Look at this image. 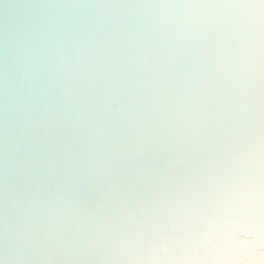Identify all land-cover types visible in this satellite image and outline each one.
<instances>
[{
    "label": "snow or ice",
    "instance_id": "obj_1",
    "mask_svg": "<svg viewBox=\"0 0 264 264\" xmlns=\"http://www.w3.org/2000/svg\"><path fill=\"white\" fill-rule=\"evenodd\" d=\"M83 7L3 5L0 239L23 254L72 232L54 249L87 259L115 254L113 225L162 224L187 264H264V24L211 5L177 39H141ZM117 63L134 105L98 127L88 85Z\"/></svg>",
    "mask_w": 264,
    "mask_h": 264
},
{
    "label": "bare ground",
    "instance_id": "obj_2",
    "mask_svg": "<svg viewBox=\"0 0 264 264\" xmlns=\"http://www.w3.org/2000/svg\"><path fill=\"white\" fill-rule=\"evenodd\" d=\"M192 2L207 6H230L238 5L240 0H0V23L4 3H50V4H72V5H92L93 14L104 13L111 21L119 26L126 34L134 37L146 39L148 37L160 39L154 29L146 26L142 14L148 6L156 4ZM207 11L209 9L207 8ZM230 10L225 9L227 14ZM226 21V16L212 25L211 31L218 26H222ZM195 39V37H192ZM171 41V40H169ZM129 69L122 64H114L109 70L99 74L89 85L88 92L90 104L97 110L113 114L119 117L130 113L135 97L132 95L131 85L120 84L117 81L128 79ZM152 73L148 70L135 73L138 79H148ZM166 228L164 225H154L145 228L143 231L136 227H123L119 235H113L106 241V245L116 255L127 257L143 258L146 260L165 259L173 264H187L182 250L178 246H171L165 239ZM83 241L89 244L98 243L102 237L95 231H89L83 236ZM2 240V239H0ZM42 241L52 246L57 243L62 246H70L75 241L74 233L62 231L53 239H47V233H42Z\"/></svg>",
    "mask_w": 264,
    "mask_h": 264
},
{
    "label": "clouds",
    "instance_id": "obj_3",
    "mask_svg": "<svg viewBox=\"0 0 264 264\" xmlns=\"http://www.w3.org/2000/svg\"><path fill=\"white\" fill-rule=\"evenodd\" d=\"M239 6H244L246 11L250 10L254 15L251 18L245 17L241 21V27L249 29L258 38L261 25L264 24V0H240ZM84 6L82 11L85 14H93L92 5ZM207 15V7L192 2L156 4L148 6L142 14L146 26L154 29L161 40H174L178 38V27H190L197 19H203ZM257 66L260 63V55L257 53ZM124 85H131V74L128 79L117 81ZM88 119L96 126L103 127L108 123L119 119L113 114H106L97 110L89 104L87 110ZM4 160L3 140L0 137V171H2ZM123 227L113 225L114 235H119ZM264 256V253H261ZM0 264H173L172 261L146 260L143 258L127 257L101 251L87 259H81L63 254L54 249V246L41 241L38 250L35 252L20 253L10 248L3 240H0Z\"/></svg>",
    "mask_w": 264,
    "mask_h": 264
}]
</instances>
